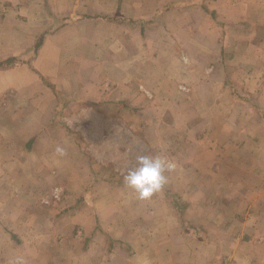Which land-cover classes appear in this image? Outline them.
<instances>
[{
  "label": "crops",
  "instance_id": "obj_1",
  "mask_svg": "<svg viewBox=\"0 0 264 264\" xmlns=\"http://www.w3.org/2000/svg\"><path fill=\"white\" fill-rule=\"evenodd\" d=\"M8 59L0 264H264V0H0ZM93 116L175 135L151 198L76 140Z\"/></svg>",
  "mask_w": 264,
  "mask_h": 264
},
{
  "label": "rangeland",
  "instance_id": "obj_2",
  "mask_svg": "<svg viewBox=\"0 0 264 264\" xmlns=\"http://www.w3.org/2000/svg\"><path fill=\"white\" fill-rule=\"evenodd\" d=\"M93 118L94 120H91L90 122L79 118L80 122L77 123L76 126H78L80 129L76 131L75 133L76 140L80 141V143H86V144H87V141H90L91 146L89 149H92L94 154H97L98 156L100 155H103L105 157L108 156V159H110L111 157H115L117 153H120V155L124 154V157L122 158V164L112 165V167H117L120 170V172H124L126 167L134 165L135 156L138 153H149L152 155H162V156L167 157L170 160H172V157L176 153L175 149L172 147V143H173L172 140H175V135H172L170 136V138H168L169 147L171 146V148L167 150L166 147H168V145H164L162 147H153L152 143H149L147 144V146H145V142H147V139H149L150 137L147 136L148 134L142 130V131H139L140 133H137V135H139L140 137L141 142L135 141L134 147H130L131 148L130 149L124 146V144H122V143H127V142L130 143V140L132 138V133L127 131V130H130V128L127 125L122 124L120 125L122 130L120 128L115 131V128H112V125L120 124L121 122V121H118L116 117L108 118L107 120H99L98 118L94 116ZM94 121H96V124L92 123ZM85 123L89 125L90 123H92L91 125L92 129L88 130L89 125L87 127H84ZM100 124L105 125L106 129L104 130V133L100 132V128H101V126H99ZM126 124L130 125L128 122H126ZM102 138H104L103 139L104 142H107L106 148L104 149L97 148V146H99L98 145V143L100 142L99 140ZM151 141L153 142V140ZM123 146L124 148H122ZM116 147H119L120 151L118 150L116 151ZM169 174H171V172Z\"/></svg>",
  "mask_w": 264,
  "mask_h": 264
},
{
  "label": "clouds",
  "instance_id": "obj_3",
  "mask_svg": "<svg viewBox=\"0 0 264 264\" xmlns=\"http://www.w3.org/2000/svg\"><path fill=\"white\" fill-rule=\"evenodd\" d=\"M68 123L71 125L72 121ZM56 153L63 156L65 149L57 146ZM175 168V162L165 156L138 153L134 165L126 167L123 172V183L137 193L139 199H149L167 182L166 173H170Z\"/></svg>",
  "mask_w": 264,
  "mask_h": 264
},
{
  "label": "trees",
  "instance_id": "obj_4",
  "mask_svg": "<svg viewBox=\"0 0 264 264\" xmlns=\"http://www.w3.org/2000/svg\"><path fill=\"white\" fill-rule=\"evenodd\" d=\"M13 63H14V60L8 59L5 62H0V67H2L4 65H10V64H13Z\"/></svg>",
  "mask_w": 264,
  "mask_h": 264
}]
</instances>
